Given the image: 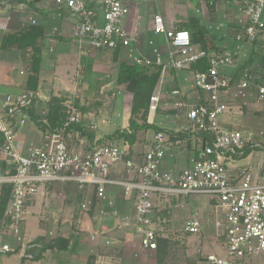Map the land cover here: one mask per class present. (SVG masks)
<instances>
[{"label": "crops", "instance_id": "0c3cea01", "mask_svg": "<svg viewBox=\"0 0 264 264\" xmlns=\"http://www.w3.org/2000/svg\"><path fill=\"white\" fill-rule=\"evenodd\" d=\"M99 1L94 0L92 6L97 7ZM124 1L130 6V13L124 22L126 29L131 34L138 35L139 42L136 47L122 46L100 50L92 47L88 41L80 42L75 37L74 28L78 18L68 9L60 8L56 0H0V102L8 94L15 95L26 91L29 75L30 49L17 45L4 49L1 47L4 36L19 33L28 26L41 27L44 31V36L39 41L42 61L36 90L37 100L32 108L48 110V101L55 95L67 98L66 101L73 102L75 106L79 103L87 110H96L86 113L83 120L92 130V135L89 137L81 134V142L83 145H91L98 140L108 139V136H112L119 129L128 127L132 110L147 104L148 96L159 92L161 101L157 110H149L148 122L173 136L163 168L178 174L200 155L201 144L198 138L203 134L192 129L187 112L188 108L200 102L204 95L195 87L191 76L192 68L172 69L167 66L168 47L165 39L153 34L154 32L149 33L147 22L146 26L144 22L141 24L143 12H146L148 7L133 0ZM186 1L188 6H191L190 1L201 4L199 7L202 8V15L196 16L193 13V16L210 32L216 34L217 30L213 27L225 17L219 4L217 7L218 2L211 19L202 7V4L206 3L205 0ZM174 2L180 3L178 0ZM167 4L169 0H164L159 8L165 15ZM153 10V7H150L148 12L153 13ZM242 18L244 15L240 12L236 16L237 27L238 20ZM228 26L231 24L228 23ZM151 37L157 42L156 47H149ZM217 45L223 53L234 54L237 60L235 66H226L223 69L232 79V85L221 94L223 102L229 105V109L220 116L222 126L237 127L246 132H249L248 127L255 126L260 129L259 135L264 137V128L261 125V119L264 117V98L259 96L255 86H239L244 74L250 71L259 74L264 69V48L261 42L240 41L234 36L218 41ZM155 48H158L160 53L161 64L146 67L142 77L132 79V86L117 82L121 61L131 63L132 56L135 55L155 59L158 55ZM174 89L181 90L182 98L186 102L184 107L176 105L180 97L173 93ZM20 117L22 118L21 114ZM23 119L16 127V143L26 151L41 143L43 131L29 115ZM90 124H94L95 128L89 127ZM156 132L154 128L138 131L130 154L126 140L119 138L125 140V158L141 159L151 148ZM30 133L34 135L31 138ZM260 143L255 141V146L260 147ZM244 168H249L255 175L262 172L264 146L253 149L246 156L238 155L229 169L233 175H237ZM112 177L118 180L130 178L124 160L114 167ZM104 196L105 198L101 199L97 188L87 190L77 182L44 184L36 198L27 205L22 239L19 240L15 236L14 244H4H9L11 254L17 255L20 264H89L91 257L95 258L94 264H208L207 254L214 249L221 250L218 246L212 248L208 242L217 243L219 234H223L225 210L218 205L217 199L207 194H155L156 224L164 221L168 226L167 233L162 237L169 240L163 261L158 258L157 250L141 244L134 220V194H127L122 185L111 184L106 186ZM86 197L88 209L83 210L82 201ZM194 215H197L200 221V232H186V222ZM33 224L37 226V232L31 235L30 228ZM29 235L31 236L28 237ZM40 236L44 238V243H38L36 246L34 241ZM58 237L69 240L67 249H47L41 253L39 260H33L31 254H26L29 246L35 247V254H38L42 245ZM179 239H185L183 242L187 244L182 253L172 242ZM191 240L202 243V260L197 259L198 256L196 257L190 248Z\"/></svg>", "mask_w": 264, "mask_h": 264}, {"label": "built area", "instance_id": "2783aa9c", "mask_svg": "<svg viewBox=\"0 0 264 264\" xmlns=\"http://www.w3.org/2000/svg\"><path fill=\"white\" fill-rule=\"evenodd\" d=\"M93 1L56 0L60 8L68 9L78 18L75 37L100 50L136 47L139 36L131 34L124 23L130 6L124 0H100L96 7L92 6ZM240 3L244 18L238 20L236 39L260 41L264 48V0H241ZM153 15L154 34L162 36L168 47L169 68L191 69L194 62L202 58L207 60L206 69H191L195 87L204 96L187 112L192 129L203 134L198 138L201 144L199 157L178 174L165 170L163 163L172 139L162 130L155 133L151 148L139 160L125 158L124 139H101L83 145L81 132L71 126L82 123L85 115L71 101L64 103L67 107L64 124L55 130L47 129L39 145L24 151L16 143V127L21 122L20 114L22 118L29 115L21 109L32 107L37 93L26 90L8 94L0 102V196L6 185L10 186V195L0 222V236L8 226L17 239H22L27 205L44 184L77 182L87 190L97 188L101 199L105 198L106 186L118 184L127 194L135 196L136 230L146 248L156 250L158 238L166 234L164 221L160 224L155 221V194H207L217 199L218 205L225 210V229L220 245L223 253H208V264H240L249 257L264 254V169L258 175L249 168L233 175L229 169L248 145H255L254 135L241 128L224 127L220 122V116L229 109L221 94L232 85V79L223 69L237 64L235 55L193 44L187 29L170 27L159 9H155ZM157 49L155 59L131 55L133 63L138 67L161 64ZM239 86H255L259 96L264 98V69L259 74L254 71L244 74ZM173 93L180 97L176 105L184 107L186 102L181 90L174 89ZM160 101V93L153 94L149 110H157ZM121 160L130 174L129 179L112 177L114 167ZM82 209H88L87 197L82 201ZM185 231L200 232L197 215L186 222ZM10 250L9 244L0 245V252Z\"/></svg>", "mask_w": 264, "mask_h": 264}, {"label": "trees", "instance_id": "16d2710c", "mask_svg": "<svg viewBox=\"0 0 264 264\" xmlns=\"http://www.w3.org/2000/svg\"><path fill=\"white\" fill-rule=\"evenodd\" d=\"M208 9L212 12H215L216 9V0H205ZM232 25V24H231ZM180 28L187 29L191 34L192 43L201 46L204 49L209 48H216L218 52L223 53L216 44L217 35L210 32L205 26H203L198 18H191L188 21H185L180 24ZM239 30V27L236 25V34ZM44 31L41 27L38 26H28L23 31L14 34L5 35L1 47L2 48H9L12 45H17L20 48L30 49V58L28 64V82H27V90L36 91L38 88V81L40 75V68H41V61H42V50L39 44V41L43 38ZM160 68L162 66H159ZM191 67L193 69L204 70L208 67L207 60L202 58L197 62H194ZM147 68L146 67H138L133 62L129 63L127 61H121L119 64L118 69V76L117 82L119 84H129L132 86V79L142 77ZM150 97L148 96V103L144 105H140L132 110V116L129 119L128 127L124 129L117 130L112 136H108V138H124L128 145V154L131 153V147L137 140V133L140 130H148L150 128H154L157 131L160 128H157L154 124L148 122V113H149V103ZM67 98L65 97H58V96H51L48 101V111L46 114L38 113L34 108L28 107L23 108L31 119L35 122L37 127L45 132L47 129L55 130L57 127L64 124L67 120V113H66V105L64 104ZM76 107H78L84 115L89 113L90 110L79 103H76ZM94 124H90L89 127L92 129ZM71 128L76 129L81 132L82 135H87L91 137L92 130L88 128L87 124L84 121L80 124H73ZM173 138V136H171ZM253 149H259L258 146L255 145H248L241 155H248ZM10 195V186L6 185L2 189L1 196H0V220L3 219L8 198ZM36 246L38 243H44L43 237H38L34 241ZM69 246V240L65 238H55L52 239L50 242L42 245L40 252L35 254V247L29 246L26 249V254H31V258L33 260L41 259V253L47 249H67ZM169 246V240L164 238H158V247H157V254L158 258L163 261L167 249ZM27 258L24 257V260ZM94 257L89 259V264H94Z\"/></svg>", "mask_w": 264, "mask_h": 264}, {"label": "rangeland", "instance_id": "374dc122", "mask_svg": "<svg viewBox=\"0 0 264 264\" xmlns=\"http://www.w3.org/2000/svg\"><path fill=\"white\" fill-rule=\"evenodd\" d=\"M133 1L136 3L144 5V7H146V8L148 7L147 11L143 12V19L141 20V24L144 22V25H145V23L147 22V24H146L147 25V31H149V33H153L154 32L153 31V25H154L153 13H154L155 9H159L161 7V3L164 0H156V1L155 0H133ZM178 1L180 3H176V2H174V0H169V4L165 5L167 13L165 15L163 12V14L167 18L168 24L170 26L180 28L181 23L188 21L191 18H195L193 16V13L196 16L202 15V12H201L202 8L199 7V5L201 6L200 3L197 2V4H196L194 1H192V2L190 1L191 6H188V5H186L188 3L186 0H178ZM216 1L218 2L217 7L219 4L220 10H222V12H223L222 14H223V16H225V17H222L223 18V21L221 20L222 22L221 21L217 22L216 26L213 27V28H215V30H217V31H215L217 34V37L219 36L218 37L219 40H216V44H217L218 41H221L223 39L227 40V39H230L231 37L236 36V25H237L236 16L239 15L240 12H241V14H243V12H242L243 6L240 3L241 0H216ZM177 4H179V5H177ZM181 4H185V5H181ZM195 4H196L195 8L192 9V6ZM150 7H153V9H154L153 13L148 12ZM202 7H204V9L208 12V14H206V15L210 16L211 19H213L215 12H212L210 9H208L206 3H203ZM196 8L199 9V11L196 10ZM191 12H192V14H191ZM216 16H217V14H216ZM224 20H226V21H224ZM228 23L232 24V25L228 26ZM202 25L205 26L204 24H202ZM151 41L153 42V44L151 43ZM148 45L151 48H153V46H155V47L157 46V42L154 40V37L150 38ZM263 58H264V55H263ZM168 60H169V58H168ZM113 69H115V67ZM113 69L111 68L112 72L114 71ZM45 111H46L45 108H43V110H36V112H38V113H43ZM93 111H96V110H90L89 112H93ZM21 119H23V118H21ZM261 120H262L261 125L264 128V117ZM23 121H25V119H23ZM248 131L250 133H252L254 135V137L256 135L255 141H260L261 145L259 148H262L264 146V143H263L264 137L262 135H259L260 129H258V127H255V126H250V127H248ZM29 135H30V138L32 136H34L32 133H30ZM166 224L167 223L164 222V225L166 227V233H167L168 226H166ZM34 232H37V226L35 224H33L30 228L31 235H33ZM31 235H29L28 237H30ZM15 238L16 237L9 230V227L6 226L5 232L3 233V236L1 237V240H0V245H3L4 243L14 244ZM222 238H223V234L220 233L219 234V240L217 241V243L208 242V244L212 248H216V246L221 248L220 245L222 244V240H223ZM183 241H185V239L172 240L174 247L177 248L180 251V253L184 252L185 248L187 247V244ZM190 242H191L190 248L193 249L194 253L196 254V257L198 256L197 259L202 260L203 259V257L201 256L203 254L201 251L202 243L201 242L198 243L197 241H192V240ZM13 250H15V249L13 248ZM213 252L223 253L222 249L221 250L220 249H218V250L214 249ZM0 264H20V259L15 254L7 255L6 253H0ZM240 264H264V254H259V255H256L254 257H249V258L245 259L243 262H241Z\"/></svg>", "mask_w": 264, "mask_h": 264}, {"label": "water", "instance_id": "95a60500", "mask_svg": "<svg viewBox=\"0 0 264 264\" xmlns=\"http://www.w3.org/2000/svg\"><path fill=\"white\" fill-rule=\"evenodd\" d=\"M1 253L11 254V252L1 251Z\"/></svg>", "mask_w": 264, "mask_h": 264}]
</instances>
